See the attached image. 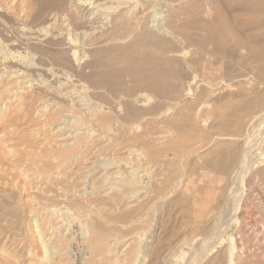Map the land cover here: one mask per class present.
Listing matches in <instances>:
<instances>
[{
  "label": "rangeland",
  "instance_id": "obj_1",
  "mask_svg": "<svg viewBox=\"0 0 264 264\" xmlns=\"http://www.w3.org/2000/svg\"><path fill=\"white\" fill-rule=\"evenodd\" d=\"M2 1L0 0L1 6L5 8L8 5L6 8L12 19L0 23V29L2 30H0V264H126L127 262H129L127 264H155L157 260L160 264H212L213 262L214 264H264L263 185H259L260 188H258L259 191L263 190V195H260L261 192L258 191L259 193H254L248 201H242L244 203H240V212H237L239 214L235 211L237 205L235 203H238L241 194L240 179L238 177V180L235 179L236 182H233L234 187L232 184V189L227 191L226 195L219 201L213 213L205 215V219L196 221L190 220L187 216L189 209L188 207L186 209V200L183 199L182 194L186 193V186L189 184L190 169L195 166V163L203 162L202 156L210 146H204L200 142L201 138L195 136L198 135L197 132L189 127L192 123L190 114L193 111L186 113L185 109V113L182 116L175 117L174 123L170 125L167 122L175 116L176 109L165 112V110L162 109V111L159 108L151 109L149 107L151 106L150 103H140L144 105V107H140L142 112L126 107L125 111L121 108L122 114L119 113V110L112 108L115 106H112V103L108 104L101 98L95 100L92 96V90L83 87L81 83L74 80L75 78L67 76L65 70L62 69L60 73L61 76L63 74L64 76H60L58 79L55 75L57 71L52 69V66L54 69L59 68L56 65L57 61H55L56 53L53 54L54 52H52L53 55L48 53L44 46L42 47V52L45 53L43 59L38 54L35 57L36 52L28 56L25 55V53H28L26 50L30 40L29 35L22 34V32L30 33L34 31L42 40L52 37L50 34L55 33V30L56 33L64 35L65 25L61 21L54 20L51 26L53 30H47L46 33L45 29L43 30L40 26L42 21H45L48 17L50 18V12L46 14H43L45 11L41 12L48 9L51 4L49 0H4L3 2L6 5H2ZM181 2L184 4L186 0L170 1L168 4L160 6L159 11H154L147 17L149 27L151 26L152 30H157V27L160 28V25L170 13V7H179ZM202 6L204 7V4ZM34 10H37V13ZM96 11L93 12L94 15L98 12ZM31 12L33 16L30 14ZM165 14L167 15L165 16ZM224 17L225 14H222L221 19L223 21ZM190 18L187 29H184L187 32L188 40L191 39L189 45H192L186 48L187 58L192 56L193 50L199 48L198 45L202 41H209L205 36L196 37L192 28L203 27V24L194 14ZM22 19L24 21L21 22ZM101 19L99 17L96 26L94 25V29L92 28V31H90V33H94L93 35H100L111 29L112 23L110 25V22H108L110 20L105 16H101ZM26 26L28 29L25 28ZM221 26V31L226 36L227 24L223 22ZM21 27L25 31L22 30L21 32ZM13 28L16 32L12 30ZM2 33H4V38L8 40L11 38L14 44L19 43L20 48L22 47L21 52L26 57L25 60L21 59L20 61V58L12 57L10 43L1 37ZM20 33L23 38L26 37L23 39ZM126 42L127 40H121L110 45H100L102 56L99 65L94 67L93 70L94 72H100L101 75L92 77L91 81L100 83L103 81L102 83H105L107 88H114L113 82L116 79L114 75L121 72L128 64L127 52L121 48L123 46L121 44ZM25 45L28 46L25 47ZM67 48L69 49V47ZM232 49L227 46V50ZM37 51L40 50L37 49ZM71 52L70 50V54ZM83 53L84 51L81 53L83 57L87 56ZM38 57L49 66L47 67L48 70L45 68L46 76L37 74ZM11 59H16V65H20L22 71L29 69V72L25 70L26 74H22V72L20 74L15 73V76L16 68L10 67ZM13 62L15 63V60H12L11 64ZM249 63H251V60L245 59L242 66L248 67ZM242 66L237 65L235 69L237 74H241L244 70L241 69ZM31 70L35 72L32 71V74ZM10 71H13V73ZM53 72H55V77ZM60 73L58 74L60 75ZM67 77L72 78L73 82ZM250 78L253 79V75H250ZM238 79L233 81L234 86L230 89L224 85L220 88L221 90L218 88L213 95L211 104L201 103L195 111L205 117L206 111L211 109L216 101L224 104L231 99H236L239 92V87L236 86ZM59 89V92L56 91ZM198 94L197 90H194L191 97L195 99ZM221 98L224 99L221 100ZM101 104L103 105L101 106ZM149 108L151 110H148ZM127 111L130 117H127ZM100 115H108L109 117L107 116L105 119L106 116L101 117ZM118 115L121 116L118 118ZM204 117H202V120ZM102 120L103 122H101ZM210 122L212 121L209 120L203 125L208 129V132H213V125H210ZM118 127L120 130H117ZM145 127L149 132L151 130L147 134L149 140L147 136H143L146 135L143 134ZM138 128L140 131H138ZM262 132H264V126L261 129L258 128L257 133H253V141L255 142H252V147H254L252 152H255V156L251 154L253 157L250 156V159L254 163L257 160L261 163L260 165L264 166V157H257L260 146L264 147V144H262L264 134H260ZM135 135L136 137H134ZM186 137L189 139L188 141H186ZM186 144L190 145L186 148ZM143 156H145V159ZM155 162L159 163L155 165ZM138 164L141 166L139 167ZM144 167L145 169H143ZM252 183H256L255 178ZM247 186L249 187V183ZM204 188V191L207 192L209 185L204 183ZM179 201L180 203H178ZM77 205L81 207V210L79 214L75 215V212L71 210ZM49 209L51 210L48 211ZM130 211L132 212L129 218L130 224L123 229L119 225L120 230L123 231L120 232L121 236H119L120 234H117L118 236L110 234V237L107 235L99 240L97 233L92 234L96 231L90 229L91 220L105 221L108 217L119 216L130 213ZM219 212H222V214ZM233 212L235 213L233 214ZM250 213L252 216H249ZM252 217L253 225H259V228L254 227L249 221ZM133 219L136 220V223ZM84 226H86V230ZM142 226L143 228H141ZM85 231H89V234ZM261 238L263 241H261ZM91 239L92 241H90ZM232 239L237 240L239 244L247 245L249 252L241 249L239 253L242 261L238 259L232 261L231 259ZM93 252H96L97 255H94ZM127 255L129 258L126 257Z\"/></svg>",
  "mask_w": 264,
  "mask_h": 264
},
{
  "label": "bare ground",
  "instance_id": "obj_2",
  "mask_svg": "<svg viewBox=\"0 0 264 264\" xmlns=\"http://www.w3.org/2000/svg\"><path fill=\"white\" fill-rule=\"evenodd\" d=\"M3 1H2V5L4 4ZM107 1L108 0H49V2L51 3L50 6L48 7L47 10H42L41 12L43 13L45 11L43 14L50 12L51 13L49 15L50 18L48 17L45 21H42V24L40 26H41V28H43V30L45 29V33H46L47 30L51 31V29H52L51 26L53 25L54 20L61 21L63 23V25H65V28L63 29L64 35L56 33V30H55V33L50 34V35H52V37H49L50 35L47 33L49 35L48 36L49 38L46 39V37H47L46 36L45 37L46 40H42L41 37L38 36L37 33L34 31H31V32L29 31L30 33L22 32L23 29L21 27L20 29H21L22 34L24 33L25 35H29V40H30V42L28 40V42L30 43L29 46L25 45V47L28 46L27 50H26V48H24L26 51H28V53H25V55L28 56L31 53L36 52L35 57L38 54L43 59V56L45 55V53L43 54V52H42L43 48L42 47L45 46L46 51L48 53H50V54H52V52H54L53 54L56 53V58L55 57L54 58H55V61H57L56 65H58L59 68L54 69L52 66V69H53V71L54 70L57 71V73L55 75H57L56 77H58V79L61 76L60 72L62 71V69L65 70L66 72L65 71L64 72L67 76H69V77L71 76V77L75 78L74 80H76L78 83H81V85H83V87L91 89L92 90V96L95 98V100L101 98L105 102H107L108 104L112 103L111 104L112 106L115 105L112 108H114V110H119V113L121 112V108H123L125 111L126 107H130V108H133L134 110L140 111L141 110L140 107L141 106L144 107V105L143 104L141 105L140 103H150L151 106H149V107L151 109L159 108L161 110L162 109L165 110V112H169L171 110L176 109L175 116L171 117L168 122H167L168 119L166 120V122L169 123V125H170V124L174 123L175 117L182 116L185 113V109H186V113H188L189 111L190 112L193 111L190 114L192 117V123L189 127L193 131L197 132L198 135H195V136H198L199 138H201L200 142H202V144H204V146H208V145H210V146H209V149L202 156L203 162H199L197 164L195 163V166L192 169H190V178H188V179H190V180H188L189 184L186 186V193L182 194L183 199L186 200V205H187L186 209H187V207L189 209L187 216L190 220L196 221V220H201L203 218L205 219L206 218V217H204L205 215L213 213V211H215V209L217 208L216 205L226 195L227 191L232 189L231 188L232 184L235 181V179H237L238 177L240 179L241 194H240V198L238 200V203L234 202L235 204H237L235 206L236 210L235 209L234 210L236 211V213L240 212V208H239L240 203L242 201H248L249 199H251L253 194L259 191V189H258V188H260L259 185L264 186V166L260 165L261 163L257 162V160L254 163L252 161V159H250V156H251V158L253 157L251 154H253V155L255 154V152H252V150H254L253 149L254 147H252V142H255V141H253L254 140L253 139L254 138L253 133L254 132L257 133L258 128L261 129L262 126H264V0H188V1L186 0V3L182 4V2H181V5L179 7L178 6L177 7L171 6L170 7V11L168 10L170 13H169L167 19L164 20V22L160 25V28L156 26L157 30H152L150 28L151 26L149 27L147 17H149L150 14H152L154 11H156V12L159 11L158 8L160 6L162 7L163 5L168 4V2L175 1V0H110L109 2H107ZM32 4H33V2H32ZM202 4H204V7L202 6ZM4 5H6V3ZM12 5H10V6L12 7ZM0 8H2V9H0V23H4L7 20L10 21L12 18L10 17V14H9L10 12L8 13L7 8L6 9L3 8L1 6V3H0ZM25 9H26V7H25ZM33 9H35V8H33ZM27 10H28V8H27ZM34 11H32V12L34 13ZM94 11L97 12L96 15H94V13H93ZM32 12L30 13L31 15L33 14ZM22 14H24V13L22 12ZM43 14H40V15H43ZM193 14L203 24V27L192 28L195 31L194 34L196 35V37H200V38L205 36L206 38L209 39V41H205V42L202 41L198 45L199 48H196L194 50L192 49L193 50L192 56L187 58L186 57V48H189L192 45L191 44L189 45V43H191L190 42L191 39H189L190 41L188 40L187 32H185L184 29L185 28L187 29L188 23L190 22V19H191L190 17ZM222 14H225L224 21L221 19ZM154 15L156 16V14H154ZM166 15L167 14H165V16ZM101 16L102 17L105 16L107 19H109L110 21H108V20L107 21L110 22V25L112 23V27L110 30L105 31L100 35H93L94 33H90V31H92V28L94 27V25L96 26L97 20L99 19V17L101 19ZM29 17H31V16H29ZM18 19H19V17H18ZM23 19H24V17H23ZM23 19L21 20V22L24 21ZM223 22H225L227 24V29H226L227 35L226 36H225V33L223 31H221V27H222L221 24ZM56 23H57V21H56ZM54 25H56V24H54ZM105 25H103V26L105 27ZM20 26H23V25H20ZM156 27H154V28L156 29ZM14 28H15V26H14ZM14 28L12 29L13 31H15ZM25 28H27V26ZM60 28H61V26H60ZM97 28H98V26H97ZM98 29H100V28H98ZM38 30H39V27H38ZM59 30H62V29H59ZM23 31H25V30H23ZM95 31L97 34L96 29H95ZM219 31H221V32H219ZM99 32H100V30H99ZM213 33H215V34H213ZM22 34H21V37H22ZM41 34H42V32H41ZM3 36H4V33H2L1 37H3ZM25 37L26 36H24V38ZM27 38H26V40H27ZM4 39L8 43H10L9 46L12 50V51L11 50L10 51H11V55H13L12 56L13 58H20V61H21V59H24V60L26 59L25 55H23L24 53L21 52L22 47L20 48V45H18L19 43L14 44V42L11 38H9V40L6 38H4ZM14 40H15V38H14ZM121 40H127V42L125 44H121V45H123V46H121V48H123L127 52L128 64L126 65V67H124L122 69L121 72L114 75V77L116 78L115 81L113 82L114 88H112V87L107 88L106 84L102 83L103 81L101 83L91 81L92 77H98L99 75H101L100 72H94V70H93L94 67H97L99 65L100 57L102 56L101 52H100L101 51L100 45L101 44L110 45L111 43H114L116 41H121ZM222 45H224V47H222ZM66 46L69 47V49L72 51L71 54H70V50ZM227 46L229 48H233V49L227 50ZM24 49H23V51H24ZM37 49L40 51H37ZM81 51L82 52L84 51V53L87 54V56H84V57H86V59H84V57L81 55V53H82ZM44 52H45V50H44ZM42 59L39 58L37 60L38 63L37 64L35 63L37 66V71H38L37 74H39V76L40 75L46 76L47 73H46L45 68L47 69V67H49V66ZM45 59H47V58H45ZM245 59L251 60V63H249L248 67L242 66V63L245 61ZM12 60H15V63L13 62L11 64ZM48 60H49V58H48ZM10 61H11L10 67L16 68L14 75H15V73L20 74L21 72H22V74H24L25 70H27V71L29 70V69H24V71H22V67L20 68V65H16V59H11ZM8 63H6V64H8ZM20 63H22V62H20ZM237 65L242 66L241 69L242 68L244 69L241 74H237L236 73L237 70L235 71V69L237 68ZM8 69H9V67H8ZM39 69H40V71H39ZM241 69H239V70H241ZM32 71H34V70H31V72ZM11 73H13V71ZM54 73L55 72H53V75H54ZM58 73H60V75ZM32 74H33V72H32ZM51 74H52V72H51ZM62 74H63V72H62ZM55 75H54V77H55ZM250 75H253V79L250 78ZM63 76H64V74L61 77H63ZM69 77H67V79H70L73 82L72 78H69ZM105 77H106V75H105ZM30 78H29V80H30ZM237 78H239V79H238V81H236V84H237L236 86L239 87V92H238L236 99H231L227 103H224V104L220 103L219 101H216L215 105L211 109H208L206 111L205 117L195 111L201 103L205 104V105H210L212 100H213V95L218 88L220 89L223 85L225 87H227L228 89L233 87L234 86L233 81ZM252 81H253V83H252ZM79 87H80V85H79ZM83 87L81 86L82 89H83ZM53 88L55 89L54 86H53ZM45 90H46V88H45ZM194 90H197V92L199 93L198 96L196 95L197 97L195 99L191 97V96H193V95H191V93ZM56 91L59 92L60 89L56 90ZM53 92L56 94L55 91H53ZM71 92H72V89H71ZM66 93H67V91H66ZM232 93L235 94L234 92H232ZM50 94H52V93H50ZM90 95H91V93H90ZM61 96H62V94H61ZM231 96H233V95H231ZM44 97H46V95H44ZM55 97H56V95H55ZM70 97H71V95H70ZM223 99L221 98V100H223ZM62 100H63V97H62ZM94 105L96 106V104H94ZM102 105L103 104H101V106ZM150 108L148 110H151ZM140 112H142V111H140ZM119 113L117 112V114H119ZM144 114H146V113H144ZM148 114L150 115L149 112H148ZM153 114L156 115L157 113H153ZM108 115H105L106 117L101 116V115L100 116L105 117V119H106ZM121 115H118L117 117L119 118V116H121ZM126 115H128V111H127ZM122 116H124V115H122ZM127 117H130V115H128ZM202 117H204L203 120H202ZM209 120L212 121V122H210L211 123L210 125H213V130H214L213 132H208V129L206 127H204V125H203V123H206ZM142 121H141V123H143ZM101 122H103V120ZM166 122H165V126L167 125ZM85 123H86V121H85ZM126 123H128V122H126ZM134 123H135V121H134ZM162 123H163V121H162ZM159 124H161V122H159ZM158 125H157V127H158ZM104 128H105V126H104ZM158 128H156V129H158ZM97 129H99V128H97ZM118 129H119V127L117 128V130ZM144 129L145 130H144L143 134H146V135H143V136H147L149 130H147L146 127ZM210 129H211V127H210ZM129 130H130V127H129ZM138 131H140V129ZM150 132H151V130H150ZM164 132H165V130H164ZM155 133H156V131H155ZM260 134L262 135V134H264V132H262ZM134 137H136V135ZM141 137H142V135H141ZM148 137L149 136H147V139L149 140ZM262 137H264V136H262ZM136 139H138V138H136ZM117 140H119V139H117ZM148 140H147V144H148ZM188 140L189 139L186 137V141H188ZM156 141H157V139H156ZM262 141H263L262 144H264V138ZM257 142H256V144H257ZM189 145L186 144V148ZM142 146H143V144H142ZM190 150H192V149H190ZM257 151H258V149H257ZM259 151H260L259 154H257V152H256L257 157L258 156L264 157V147L262 148V146H260ZM147 152H149V151H147ZM191 152H193V151H191ZM139 154H137V155L139 156ZM157 154H158V152H157ZM177 154H179V153H177ZM180 155H182V154H180ZM147 156H148V154H147ZM162 156H164V155H162ZM133 157H135V156H133ZM143 157L145 159V156H143ZM158 157H159V155H158ZM171 157H172V155H171ZM129 159H131V158H129ZM141 159H143V158H141ZM149 163H150V160H149ZM157 163H159V162H157ZM157 163L155 162V165ZM139 164H138V166H139ZM130 167H132V166H130ZM167 168H169V167H167ZM135 169H136V167H135ZM143 169H145V167ZM171 173H173V172H171ZM182 175H183V173H182ZM170 176H171V174H170ZM172 176H173V174H172ZM182 177L185 178L184 176H182ZM108 178H110V177H108ZM167 178H168V176H167ZM254 178L256 179V183H252ZM133 182H135V181H133ZM204 183L209 185L207 192L204 191L205 190ZM248 183H249V187L247 186ZM114 185L116 186V184H114ZM114 185H112V186H114ZM164 185H165V183H164ZM178 185H179V183H178ZM233 187H234V184H233ZM233 189L236 190L237 188H233ZM176 190H178V189H176ZM262 191H259V192H261L260 195L262 194ZM232 192H233V190H232ZM234 193H235V191H234ZM227 201H229V200H227ZM68 203H70V202H68ZM178 203H180V201ZM181 203H182V201H181ZM242 203H244V202H242ZM88 206H89V203H88ZM245 208H243V209H245ZM50 210L51 209H49L48 211H50ZM67 210H68V208H67ZM80 210H81V207L77 205V206H74L71 211L75 212V215H76V214L80 213ZM252 211H253V208H252ZM131 213L132 212L130 211V213L122 214L119 216H112L110 218L108 217L106 220L104 219L105 221H99L97 219L91 220L90 221L91 223L89 224V226L91 227L90 229H92L93 231H96L95 233L92 232V234L97 233L99 240H101L102 238H104L107 235L109 236L110 234L115 235V236L117 234L118 235L120 234L119 236H121L120 232H123V231L120 230L119 225L122 226L121 227L122 229L127 227L130 224L129 218H130ZM234 213L235 212H233V214ZM66 214H68V213H66ZM220 214H222V212ZM237 214H239V213H237ZM52 215H53V213H52ZM64 215H65V213H64ZM60 216H61V214H60ZM80 216H78V217L80 218ZM249 216H252L251 213ZM69 219H71V218L69 217ZM251 219H252V221H251ZM251 219L249 221L252 223L253 217ZM134 220L135 219H133V221ZM64 221H66V220H64ZM234 221H236V220H234ZM255 221H256V223H258L257 220H255ZM255 221H254V223H255ZM85 222H87V221H85ZM145 222H146V220H145ZM135 223H136V220H135ZM139 225H140V223H139ZM252 225H253V223H252ZM78 226L80 227V225H78ZM86 226H84L85 230H86ZM253 226L255 227L256 225H253ZM258 226H256V227H258ZM261 227H262V225H261ZM141 228H143V226ZM137 229H139V228H137ZM137 229H135V230H137ZM262 229H264V228H262ZM215 230H217V229H215ZM88 232H86V233H88ZM132 233H133V231H132ZM231 237H232V235H231ZM126 239H128V238H126ZM90 241H92V239ZM261 241H263L262 238H261ZM241 242H242V240H241ZM254 242H256V241H254ZM96 243H98V242H96ZM100 243H102V242H100ZM92 244H93V242H92ZM138 245H140V244H138ZM175 247H177V246H175ZM134 248H135V246H134ZM241 249L242 250L244 249V250L249 252L247 245H245L243 243L239 244L237 242V240L232 239L231 240V259H232V261H235L237 259L239 261L240 260L242 261V259L240 258V255H239ZM99 252H98V255L100 254ZM95 253L93 252L94 255H97ZM129 253H130V250H129ZM133 253H132V255H133ZM138 253H139V251H138ZM126 257L129 258L128 255ZM133 258L134 257L132 256V259ZM165 258H166V256H165ZM172 259H174V258H172ZM165 261H166V259H165ZM127 263H129V262H127ZM157 263H159L158 260H157ZM157 263H155V264H157ZM176 263H178V262H176ZM212 264H214V262ZM218 264H220V263H218Z\"/></svg>",
  "mask_w": 264,
  "mask_h": 264
}]
</instances>
